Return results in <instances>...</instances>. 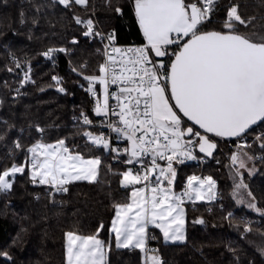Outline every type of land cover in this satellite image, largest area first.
Listing matches in <instances>:
<instances>
[{"label": "snow or ice", "instance_id": "1", "mask_svg": "<svg viewBox=\"0 0 264 264\" xmlns=\"http://www.w3.org/2000/svg\"><path fill=\"white\" fill-rule=\"evenodd\" d=\"M129 2L144 37L140 46L116 47L114 32L105 36L95 30L91 18L74 19L84 25V36L108 41L105 60L98 66L97 74L83 78L88 81L87 91L96 98L93 108L96 116L117 117L105 124L119 134L118 139L122 137L128 142L129 146L123 150L129 157L127 163L141 165L140 170L129 169L121 174V186L133 187L130 202L114 205L111 231L115 233L116 247L139 249L145 253V264H163L156 250L147 247L148 240L156 238L149 235V226L158 228L165 241H183L185 199L195 204L198 200L216 198L211 176H188L183 192L175 194L172 185L177 171L173 163L196 159L193 155L196 148L211 157L218 147L214 137L242 140L254 125L264 122V34L242 31L241 26L247 29L253 18H243L238 5L231 3L225 6L226 15L219 29L208 30L220 0ZM59 3L66 9L73 5L88 6V0H59ZM108 4L111 10L122 13V5L113 4L112 0ZM66 51L50 48L42 55L51 59L55 52ZM14 62L20 67L19 61ZM52 79L57 85L61 83L59 77ZM28 81L26 71L21 83ZM96 85L101 86L102 99ZM111 85H116L117 91L110 92ZM58 91L65 89L58 87ZM110 100H115V105ZM81 116L84 125L93 124L87 115ZM83 135L94 146L110 147L104 135L88 131ZM3 139L0 135V140ZM255 140L264 150V134ZM15 147L20 149L22 145L17 141ZM250 147L238 143V151L230 157L231 164L238 165L236 175L241 177L234 185L237 203L246 202L240 190L247 188L239 169L246 167V161L256 159L244 150ZM27 152L31 155L24 163L13 162L0 171V193H8L15 176L24 174L28 167L32 183L67 192L66 185L73 181H95L101 164L99 158L85 159L80 153H72L63 139L54 144L38 141ZM158 161H166V166ZM157 171L153 181L150 178ZM141 184L142 187H135ZM247 196L252 198L247 206L264 216V208L257 207L250 191ZM195 222L204 223L202 219ZM100 229L90 235L65 233L66 264H105L106 245L98 238ZM250 230L245 228L246 232ZM0 256L11 259L7 251L0 252Z\"/></svg>", "mask_w": 264, "mask_h": 264}, {"label": "trees", "instance_id": "2", "mask_svg": "<svg viewBox=\"0 0 264 264\" xmlns=\"http://www.w3.org/2000/svg\"><path fill=\"white\" fill-rule=\"evenodd\" d=\"M112 3L122 5V13L111 10L108 0H88L87 7L71 9L57 0H0V135L4 137L0 171L13 162L24 163L30 158L27 149L38 141L50 144L63 139L72 153L101 160L95 181H73L66 185L67 192L53 193L47 185L32 183L30 167L15 176L13 188L0 193V252L11 256L10 260L0 256V264H66L65 233L90 235L101 224L98 237L106 245V264H145V253L139 249L117 248L111 231L114 205L130 201L131 187L120 184L129 157L121 154V162H115L113 153L92 145L83 135L99 130L74 119L81 113L99 119L94 101L79 82L81 72L97 74L103 59V46L84 36V25L74 17L91 18L94 26L113 31L121 44L144 43L129 0ZM230 3L238 5L243 18H253L247 29L241 26L242 31L264 34V0H220L208 30L219 29ZM50 48L67 51L55 52L49 59L42 53ZM26 71L30 81L22 84ZM53 76L60 78L59 85ZM261 134L264 122L248 133L254 140L246 150L256 157V170L244 174L258 208H264V150L255 140ZM214 139L218 147L205 163L176 164L175 188L179 192L188 176L203 174L217 181L220 198L185 203L183 242H166L158 228H150V236L156 238L148 240V248L156 250L163 264H264V216L239 205L233 195L230 157L237 148L229 145L231 139ZM17 141L20 149L15 147ZM201 219L204 223L195 222ZM246 227L251 230L246 232Z\"/></svg>", "mask_w": 264, "mask_h": 264}, {"label": "built area", "instance_id": "3", "mask_svg": "<svg viewBox=\"0 0 264 264\" xmlns=\"http://www.w3.org/2000/svg\"><path fill=\"white\" fill-rule=\"evenodd\" d=\"M95 30L96 31H99V32H101V33H103L105 36L108 34V33H113V31H106V30H104V29H102V28H100L98 25H95ZM115 37H116V35H115ZM89 38V40L91 41V42H95V43H99V44H101L102 46H103V48H102V55H103V59L100 61V63H99V65L101 64V63H103L104 62V60H105V56H104V49H105V45H107L108 44V41L107 40H103V41H101V38L100 37H98V36H96V37H88ZM114 44H115V46L116 47H120V48H127V47H134V46H140V45H142L143 43H128V44H121V43H119L118 42V40H117V37L115 38V41H114ZM12 60H14V59H12ZM82 76H84V75H82ZM79 85H80V87H82V88H84L86 91H87V88H88V81H86L84 78H83V81H80L79 82ZM96 87V90H97V92H98V95L100 96V98L102 99V91H101V86L100 85H96L95 86ZM112 91H117V86L116 85H111L110 86V92H112ZM88 92V91H87ZM89 93V92H88ZM90 94V96H91V98H92V100L94 101V105H95V101H96V98L95 97H93L92 96V94L91 93H89ZM115 100H110V104H112V105H115ZM94 108V107H93ZM85 115H87L88 117H89V119H91V120H93V124L92 125H85L86 127H88V128H97L99 131L97 132V133H94V132H92V131H90V130H88V132H92L93 133V135H104V136H106L107 138H108V140H109V144H110V147H109V149H107L108 151H110L111 153H113V156H114V161L115 162H121V154H126L123 150H124V148H126V147H128L129 145H128V142L124 139V138H117L118 137V133H116V132H112L109 128H107L106 127V124H105V121L106 120H108V119H111V120H113V121H115V120H117V117H114V116H112V117H108V118H106V117H103V116H97L99 119L98 120H95L94 118H92L89 114H87V113H84ZM76 121H78V122H80L81 124H83V117L81 116V114L80 115H78L77 117H75L74 118ZM84 125V124H83ZM253 140L254 139H252L251 137H250V135H246V136H244L243 137V139L241 140V139H238V138H233V139H231L230 140V142H229V145L231 146V147H233V148H237V144L238 143H246V144H249V145H251L252 144V142H253ZM57 142V141H56ZM56 142H54V143H56ZM54 143H50V144H54ZM112 149H118L119 151H112ZM198 152H199V149L198 148H196L195 150H194V152H193V155H195L196 156V159H184V162H188V163H205L206 161H207V157L208 156H200L199 154H198ZM31 154L29 153V156H30ZM160 161H158V163H159ZM128 164V163H127ZM133 165V169L135 170V171H137V170H140L141 169V165L140 164H137V163H133L132 164ZM155 175H157L156 173H154L153 174V176L150 178V179H152L153 181L155 180ZM195 175V174H194ZM200 177H207V175H203V174H198ZM213 179V178H212ZM214 181H215V183L217 184V181L215 180V179H213ZM38 185H40L39 183H37ZM185 185H186V182H185V184H184V186L182 187V189L180 190L181 191V193L183 192V190H184V187H185ZM47 186H49L50 188H51V190H52V192L54 193L55 192V190L50 186V185H47ZM215 193H216V198L214 199V200H218L219 198H220V195H219V192H218V190L217 191H215ZM185 201H188L187 199H185ZM213 201V200H212ZM188 202H190V201H188ZM132 249H136V248H132Z\"/></svg>", "mask_w": 264, "mask_h": 264}, {"label": "rangeland", "instance_id": "4", "mask_svg": "<svg viewBox=\"0 0 264 264\" xmlns=\"http://www.w3.org/2000/svg\"><path fill=\"white\" fill-rule=\"evenodd\" d=\"M57 1H59V0H57ZM251 137V136H250ZM252 138V137H251ZM253 139V138H252ZM245 151H247L248 153H249V151L248 150H246V149H244ZM238 151V149H236L235 150V152H237ZM75 154V153H74ZM250 155H252L251 153H249ZM85 159H91V158H97V157H84ZM233 167V169H232V171H233V175H232V177L235 179V184L236 183H239L240 182V179H241V177L240 176H237L236 175V170H237V168H238V165H236V166H234V165H232ZM255 170H256V168H255V166H254V162L253 161H246V167L244 168V169H239V171L242 173V179H243V183L245 184V185H247L246 184V182H245V180H244V174H249V175H251V174H253V173H255ZM98 171H99V169H98ZM97 176H98V174H97ZM96 179H97V177H96ZM215 189H214V191H217V184L215 183ZM250 190L248 189V187L246 188V189H241L240 190V192H241V194L243 195V198H244V200L246 201L245 203H238L239 205H244V206H246L248 209H251V208H249L248 206H247V201H251L252 200V198L251 197H248L247 196V192H249ZM234 192V191H233ZM234 198H235V200H236V202H237V197H235L234 196ZM200 201H204V202H211L212 200H200ZM253 202H255L256 203V200L255 201H253ZM257 205V204H256ZM251 210H253V209H251ZM254 211V210H253ZM185 236V239H186V235H184ZM99 238V237H98ZM100 239V238H99ZM185 239L183 240V241H185ZM101 240V239H100ZM183 241H170V242H183ZM105 261H106V258H105Z\"/></svg>", "mask_w": 264, "mask_h": 264}, {"label": "crops", "instance_id": "5", "mask_svg": "<svg viewBox=\"0 0 264 264\" xmlns=\"http://www.w3.org/2000/svg\"><path fill=\"white\" fill-rule=\"evenodd\" d=\"M199 153V152H198ZM199 155L200 156H206L204 153H199ZM160 164H161V166H166V161H160L159 162ZM176 164H177V162H174L173 163V166H174V168L176 169ZM129 169H132L134 172H135V170L133 169V165L132 164H128V168H127V170H129ZM126 170V171H127ZM125 172V171H124ZM157 175H158V171H157V173H156ZM196 176H199V175H196ZM175 181H176V179H175ZM175 181L173 182V185H172V190H173V192L175 193V194H177V195H179V194H181V191H179V192H177L176 191V188H175ZM187 183V182H186ZM143 185L141 184V185H136L135 187H142ZM164 186H167V184H166V182H165V185ZM129 187H131V190H132V187L133 186H129ZM130 202V201H129ZM186 202H188V201H185L184 202V204L182 205V207H184V209H185V203ZM197 202H204V201H200V200H198V201H196L195 203H197ZM114 218H115V216H114ZM113 218V219H114ZM150 228H153V226H149V235H150ZM155 228V227H154ZM183 231H184V235H186V213H185V224H184V229H183ZM113 233V232H112ZM113 235H114V239H115V233H113ZM163 235V234H162ZM165 241V240H164ZM166 242H170V241H166ZM116 243V242H115ZM147 247H148V242H147ZM105 252H106V261H105V264H106V262H107V250H106V248H105ZM149 255H152V254H154V253H148ZM156 254V253H155ZM161 258V257H160ZM162 260V259H161ZM144 261H145V257H144Z\"/></svg>", "mask_w": 264, "mask_h": 264}, {"label": "water", "instance_id": "6", "mask_svg": "<svg viewBox=\"0 0 264 264\" xmlns=\"http://www.w3.org/2000/svg\"><path fill=\"white\" fill-rule=\"evenodd\" d=\"M260 123H261V122H258L257 125L260 124ZM257 125H254L253 127H256ZM253 127H252V128H253ZM250 130H251V129H250ZM250 130H249V131H250ZM225 138L233 139V138H235V137H225Z\"/></svg>", "mask_w": 264, "mask_h": 264}]
</instances>
